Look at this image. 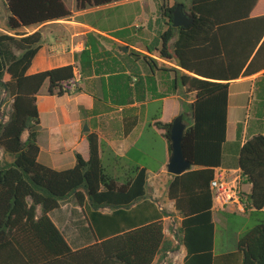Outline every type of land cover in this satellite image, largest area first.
I'll use <instances>...</instances> for the list:
<instances>
[{
	"label": "trees",
	"instance_id": "trees-1",
	"mask_svg": "<svg viewBox=\"0 0 264 264\" xmlns=\"http://www.w3.org/2000/svg\"><path fill=\"white\" fill-rule=\"evenodd\" d=\"M126 1L75 0V11ZM187 1L194 16L188 28L172 25L179 1L165 2L156 23L167 28L156 37L142 27H124L109 33L120 45L89 32L75 65L32 75L28 71L41 49L43 31L26 30L69 20L73 13L63 0L3 1L8 33L0 34V92L10 95L13 103L8 121L0 124V148L11 158L0 159V264H155L178 247L165 234L163 219L170 214L155 212V204L147 200L149 167L140 169L134 149L120 157L92 132L87 134V160L77 153L74 167L61 170L39 162L38 96L46 84L51 96L81 93L76 69L82 79L95 72L102 74L105 99L119 107L144 99L140 94L146 92L157 98L179 88L196 94L183 140L186 159L193 168L175 176L168 189L169 200L182 216L178 239L185 249L183 264H264V15L254 16L264 8V0ZM104 43H111L114 49L107 50ZM139 43L168 63L159 66L157 60L132 51L150 75L142 77L135 62L127 73L118 45L129 49ZM156 68L162 73L164 93H156ZM259 73L251 110L257 118V132L239 153L241 175L252 185L246 199L241 195L249 213L248 225L234 250L216 254L211 182L223 161L229 84ZM172 123L156 122L169 143ZM241 139L239 124L237 141ZM70 199L83 209L93 239L77 250L49 216Z\"/></svg>",
	"mask_w": 264,
	"mask_h": 264
},
{
	"label": "crops",
	"instance_id": "crops-1",
	"mask_svg": "<svg viewBox=\"0 0 264 264\" xmlns=\"http://www.w3.org/2000/svg\"><path fill=\"white\" fill-rule=\"evenodd\" d=\"M63 2L73 13L69 20H60L26 30L28 33L40 29L43 31L42 46L32 62L28 71L29 75L66 65H75L76 55L85 48V37L89 32L98 33L120 44L119 41L109 36L111 31L118 29H101L82 19L90 14L92 9L75 12L68 7L71 4L70 2L75 5V0H63ZM260 15H264V8L254 14V16ZM146 24L147 26H142V28L153 37H156L167 28L162 26L163 23L157 24L149 21ZM149 25H152L150 30ZM54 26L64 27V30L58 31L53 28ZM132 26L136 25L129 23L124 27ZM4 32L8 33L5 30ZM49 35L51 38L48 37ZM149 41L151 43L152 38ZM55 45L58 47L57 52H53L51 49ZM104 45L107 50L114 49L111 43H104ZM120 45H118V51H121L123 55L124 66L129 74L131 70L128 67L135 62L142 77L150 75L146 64L142 60H138L136 54L132 51L148 55L157 60L159 66L168 63L160 59L157 53L149 54L140 43L126 51L123 48L125 46H122L121 49ZM170 65L177 67L174 64ZM154 75L157 81L156 93H164L165 88L161 80L162 73L156 68ZM261 75L262 73L240 77L229 84L227 139L223 147L222 165L215 170V174L220 171L229 173V180L233 184L235 181V185L238 187L243 199L250 195L252 185L241 175L239 153L247 140L257 132V118L252 116L251 110L255 101V82ZM102 77V74L99 75L96 72L88 78L82 79L80 77L78 81L82 92L63 97L49 95L47 84L42 88L38 96L41 119L38 138L41 149L39 162L49 168L61 170L66 169L69 165H75L77 153L87 160L89 158L87 134L92 132H96L101 141L106 142L114 153L120 157H125L127 153L134 149V157L139 161L140 169L146 166L149 167L147 172V200L155 204V212L156 210L159 212L165 211L162 206L165 204L166 212L170 216L163 219L164 227L165 222L172 217H176L179 226L182 216L176 211L174 202L168 198V189L175 177L167 170L172 154L171 143L164 137V131L156 126V122H173L170 114L180 111L179 115L181 113L185 115L184 122L188 127L191 124L190 105L196 99V94L187 93L185 88H179L177 92L173 91L165 98H157L153 93L146 92V94H140L144 99L135 100L132 104L119 107L113 105L109 99H105L104 83L101 82ZM239 124H242V139L237 141ZM86 127L88 131H85ZM43 131L47 134L44 142L40 140ZM69 132L72 133L71 141L68 140L67 133ZM23 137L26 139L27 134L25 133ZM126 167L124 172L127 171ZM135 207L136 205H133L131 210ZM233 208L247 219L249 213L239 212L236 205L231 204L224 209H213L216 227L217 214H228ZM107 212L111 213V210L108 209ZM38 213L40 214V210ZM49 216L72 249L77 250L93 242L88 230L89 225L85 213L72 199L62 203L60 208L50 213ZM143 216H145V211H143ZM235 246L224 252L234 250Z\"/></svg>",
	"mask_w": 264,
	"mask_h": 264
},
{
	"label": "rangeland",
	"instance_id": "rangeland-1",
	"mask_svg": "<svg viewBox=\"0 0 264 264\" xmlns=\"http://www.w3.org/2000/svg\"><path fill=\"white\" fill-rule=\"evenodd\" d=\"M4 0H0V34L5 33L6 22L8 12L4 5ZM179 1V4H185L189 13L190 3L187 0H129L123 3L113 4L111 6L103 7L102 9H92L91 13L82 19L91 22L95 26L101 29H121L129 23L136 25L137 27H146V22H156L157 19L161 18V6L165 2L175 4ZM71 4L68 7L75 11V5ZM76 12V11H75ZM58 31L64 30V27L54 26ZM51 38V36H48ZM17 53H20L16 51ZM13 100L10 95L6 92H0V124L5 123L9 119V115L12 112ZM44 112V109H43ZM180 111H176L174 114H170L172 121L179 115ZM68 134V140H72V133ZM46 133L43 131L40 140L45 141ZM0 159L11 161V158L0 148ZM74 166L69 165L67 168ZM166 211L165 204L162 205ZM176 217L170 218L165 222L166 237L168 240L173 241L175 246H178L175 250L177 251L180 246L175 243V239H178V223ZM216 240H215V252L217 254L222 253L226 250H230L237 243L240 235L246 229L248 220L244 218L235 208L228 214H217L216 217ZM173 236L175 239H173ZM168 252V251H167ZM183 257V254H180ZM172 264L173 258H170L167 253L161 257L155 264H164V262Z\"/></svg>",
	"mask_w": 264,
	"mask_h": 264
},
{
	"label": "water",
	"instance_id": "water-1",
	"mask_svg": "<svg viewBox=\"0 0 264 264\" xmlns=\"http://www.w3.org/2000/svg\"><path fill=\"white\" fill-rule=\"evenodd\" d=\"M194 22V16L185 10L183 4H178L173 14L172 25L176 28L185 27L188 28ZM124 50H128L127 47ZM178 62H180V59ZM185 115L181 113L178 115L172 123V129L170 134L171 140V158L167 165V170L173 176H180L190 171L193 165L186 159L183 140L187 129V125L184 122ZM88 131V128H85Z\"/></svg>",
	"mask_w": 264,
	"mask_h": 264
},
{
	"label": "built area",
	"instance_id": "built-area-1",
	"mask_svg": "<svg viewBox=\"0 0 264 264\" xmlns=\"http://www.w3.org/2000/svg\"><path fill=\"white\" fill-rule=\"evenodd\" d=\"M57 48L56 45L51 47L53 52H57ZM80 77V72L76 69V80L78 81ZM228 175L229 173L227 171H220L215 174L211 182L213 209H224L228 205L235 204L237 210L244 213L246 212V204L241 201V193L235 185V181L233 184L232 181L229 180ZM173 239H175L174 236ZM174 241L180 248L177 251H168L167 255L173 258L172 264H183L185 254L184 248L177 239ZM180 254H183V257H181ZM164 264L168 263L165 261Z\"/></svg>",
	"mask_w": 264,
	"mask_h": 264
}]
</instances>
